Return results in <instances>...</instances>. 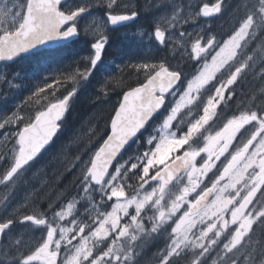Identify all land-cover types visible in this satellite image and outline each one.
I'll use <instances>...</instances> for the list:
<instances>
[{"label":"snow or ice","instance_id":"6c2138e0","mask_svg":"<svg viewBox=\"0 0 264 264\" xmlns=\"http://www.w3.org/2000/svg\"><path fill=\"white\" fill-rule=\"evenodd\" d=\"M144 7L154 12L147 36L165 55L131 65L143 80L122 92L95 148L100 128H89L90 156L73 157L80 174L69 195L48 191L37 165L77 86L99 71L109 32L140 13L125 0H0V61L67 48L81 36L91 49L28 96L25 103L48 100L43 110L33 116L16 105L0 115V264H264V86L243 90L249 73L264 85V0ZM225 17L232 29L218 39L210 21ZM189 65L195 71L186 74ZM21 76L0 73V99ZM67 84L66 95L48 99ZM158 239L163 247L149 255Z\"/></svg>","mask_w":264,"mask_h":264},{"label":"trees","instance_id":"16d2710c","mask_svg":"<svg viewBox=\"0 0 264 264\" xmlns=\"http://www.w3.org/2000/svg\"><path fill=\"white\" fill-rule=\"evenodd\" d=\"M139 1L136 0L139 6L136 10L140 13L136 17V20L127 27L118 28L117 30L109 32V44L106 47L99 71L95 73L89 82L77 86V92L70 102L58 135L55 137L48 151L44 153L39 165H37V167L41 165L45 166L50 185L48 191L50 192L54 193L58 189H66L69 195L74 193L72 182L80 174V168L79 166L71 168V164L73 157L77 153H80L82 160L86 161L89 159L90 150L85 148V145L89 142V128L95 127L96 125H99L100 128L99 136L91 141L92 148H95L101 143L100 137L105 132V122L112 114L114 106L121 99L122 92L128 86H135L143 80V76H139L138 78V74L135 73L131 65L144 61L158 62L165 55L143 33V31H151L153 12L143 10V2L139 4ZM197 2L200 4L202 0ZM104 12L105 9L103 7L93 9V13L100 17H104ZM232 25L233 22L228 17H225L222 22L218 23L216 20L211 21L213 33L218 39L220 37L226 38L225 34L231 31ZM90 51V46L85 42V37L81 36L76 44L67 48L56 47L46 49L36 54L24 56L13 64L0 67L3 73L11 74L15 70H20L22 73L19 87L8 93L6 101L0 99V115L11 111L16 105H23L25 113L33 116L38 110H43L47 106L48 100L35 103V98H33V101L25 103L28 96L37 87L46 82H50L54 77L60 76L69 66H75V62L81 56H86ZM194 71L195 69L191 65L186 68V74L193 73ZM111 78H114V80L110 84L111 90L108 96L104 99L97 100L96 97L100 85ZM115 80H119L121 83L115 85ZM262 86L264 85H262L261 81L259 79H253L252 74L249 73L247 80L243 83V90L245 92L258 91ZM71 88V84L60 87L56 93V97L49 96L48 99L54 100L56 98H62ZM41 95L46 96L47 93H42ZM73 137L79 138L77 143L67 147L61 153L59 151L61 145L68 144ZM66 169L70 170L66 171ZM58 177L59 179H57ZM23 196L24 191L21 190L17 193L14 203L21 202ZM163 245V239H158L150 244L146 251L150 255L156 248H162Z\"/></svg>","mask_w":264,"mask_h":264},{"label":"rangeland","instance_id":"374dc122","mask_svg":"<svg viewBox=\"0 0 264 264\" xmlns=\"http://www.w3.org/2000/svg\"><path fill=\"white\" fill-rule=\"evenodd\" d=\"M197 1H199V0H195V2L197 3V4H199ZM211 1V3H213L214 2V0H202V3H209ZM125 2H130V3H132L133 5H135V10L136 9H138L139 8V6H138V2H136V0H125ZM143 2V7H142V9L143 10H147L145 7H144V5H145V3H146V0H140L139 1V4L140 3H142ZM97 18H102V17H100L99 15H97V14H94ZM213 20H216L217 21V23L218 22H222L224 19H213ZM152 21H153V23H154V12H153V15H152ZM212 21V20H211ZM210 21V22H211ZM191 27V26H190ZM150 31H143V33H145V36L148 38V36H147V33H149ZM0 73H3V71H2V69H0ZM210 174V173H209ZM212 175V174H211ZM211 175H209V176H211ZM206 181V180H205ZM208 181V180H207ZM63 258V256L61 257V259Z\"/></svg>","mask_w":264,"mask_h":264},{"label":"water","instance_id":"95a60500","mask_svg":"<svg viewBox=\"0 0 264 264\" xmlns=\"http://www.w3.org/2000/svg\"><path fill=\"white\" fill-rule=\"evenodd\" d=\"M130 23H132V21L126 22L123 26L128 25V24H130ZM110 27H111V26H110ZM56 47H57L56 45H50V46H48V47H46V48H41L38 52L43 51V50H46V49L56 48ZM28 55H30V54H28ZM25 56H27V55H25ZM18 59H19V58H17L14 62H16ZM14 62L0 61V66H2V65H4V64H12V63H14ZM72 98H73V97H72ZM72 98H71L70 101H69V105H70V102L72 101ZM66 113H67V112H66ZM65 115H66V114H65ZM64 117H65V116H64ZM64 117L62 118V121H63ZM62 121H61V123H62ZM59 131H60V130H59ZM58 133H59V132H58ZM58 133H57V135H58ZM54 139H55V137H54Z\"/></svg>","mask_w":264,"mask_h":264},{"label":"flooded vegetation","instance_id":"af4514ba","mask_svg":"<svg viewBox=\"0 0 264 264\" xmlns=\"http://www.w3.org/2000/svg\"><path fill=\"white\" fill-rule=\"evenodd\" d=\"M136 20V19H135ZM134 20V21H135ZM128 25H125V26H122V27H127ZM121 27V28H122ZM235 108H236V105L235 104H233V106H232V111H234L235 110ZM218 111H219V109H218ZM221 121H216V122H214V123H212V128H213V130H215L216 128H218L220 125H221ZM224 158L222 157L221 158V160H223ZM218 166H221L220 164H219V162H218ZM213 171H215V169L213 170ZM212 173H210L209 175H211ZM206 181H205V183H208L209 181H207V178L205 179Z\"/></svg>","mask_w":264,"mask_h":264},{"label":"bare ground","instance_id":"6f19581e","mask_svg":"<svg viewBox=\"0 0 264 264\" xmlns=\"http://www.w3.org/2000/svg\"><path fill=\"white\" fill-rule=\"evenodd\" d=\"M124 42V41H123Z\"/></svg>","mask_w":264,"mask_h":264}]
</instances>
